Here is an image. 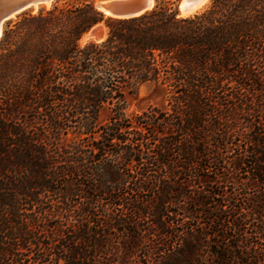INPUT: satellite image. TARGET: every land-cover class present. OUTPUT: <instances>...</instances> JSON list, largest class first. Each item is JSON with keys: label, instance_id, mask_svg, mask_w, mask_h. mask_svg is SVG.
Wrapping results in <instances>:
<instances>
[{"label": "trees", "instance_id": "obj_1", "mask_svg": "<svg viewBox=\"0 0 264 264\" xmlns=\"http://www.w3.org/2000/svg\"><path fill=\"white\" fill-rule=\"evenodd\" d=\"M154 1L2 27L0 264H264V0ZM147 81L168 107L127 115Z\"/></svg>", "mask_w": 264, "mask_h": 264}, {"label": "rangeland", "instance_id": "obj_2", "mask_svg": "<svg viewBox=\"0 0 264 264\" xmlns=\"http://www.w3.org/2000/svg\"><path fill=\"white\" fill-rule=\"evenodd\" d=\"M63 1L65 0H54L48 6L41 5L35 10L27 9L23 12L36 13L38 12L39 9H49L53 6V4H62ZM90 1H92L95 6V3L97 2V0H90ZM181 1L182 0H177L174 3H176L177 5L179 14L184 15L180 7ZM209 2L210 0L202 8L194 12L203 10L209 4ZM192 13H186L185 15H189ZM18 15H16L15 17H12L9 20H14ZM106 32H107V28L104 22H100L96 24L94 27H92L88 32H86L85 34L81 36V38L79 39V44L83 45L90 40L100 41L101 39L105 37ZM167 107H168L167 92L164 89V87L157 82H153V81L143 82L137 85L136 87L130 89V91L126 92L125 94L124 111L129 116L141 113L142 111H148L153 108L165 109ZM110 109L111 108L108 106H105L101 109L100 116H99L100 122L106 121L107 117L111 113Z\"/></svg>", "mask_w": 264, "mask_h": 264}, {"label": "water", "instance_id": "obj_3", "mask_svg": "<svg viewBox=\"0 0 264 264\" xmlns=\"http://www.w3.org/2000/svg\"><path fill=\"white\" fill-rule=\"evenodd\" d=\"M54 0H0V34L3 24L19 13ZM201 0H185V8L194 7ZM155 4L154 0H97L95 7L104 18H124L139 15Z\"/></svg>", "mask_w": 264, "mask_h": 264}, {"label": "bare ground", "instance_id": "obj_4", "mask_svg": "<svg viewBox=\"0 0 264 264\" xmlns=\"http://www.w3.org/2000/svg\"><path fill=\"white\" fill-rule=\"evenodd\" d=\"M209 0H201V1H199L194 7H192L191 9L190 8H185V6H184V4H185V0H182L181 1V9H182V11H183V14L185 15L186 13H192V12H194V11H196V10H198V9H200V8H202L207 2H208ZM51 2H49V3H46V4H44L43 6H48L49 4H50ZM41 6V5H40ZM36 8H38V6L37 7H34V8H32V9H36ZM90 34V33H89ZM91 35V34H90Z\"/></svg>", "mask_w": 264, "mask_h": 264}]
</instances>
